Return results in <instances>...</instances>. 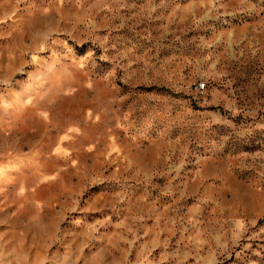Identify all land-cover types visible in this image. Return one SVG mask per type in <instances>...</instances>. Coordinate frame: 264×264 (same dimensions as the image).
<instances>
[{"label": "rangeland", "instance_id": "374dc122", "mask_svg": "<svg viewBox=\"0 0 264 264\" xmlns=\"http://www.w3.org/2000/svg\"><path fill=\"white\" fill-rule=\"evenodd\" d=\"M0 264H264V0H0Z\"/></svg>", "mask_w": 264, "mask_h": 264}, {"label": "built area", "instance_id": "2783aa9c", "mask_svg": "<svg viewBox=\"0 0 264 264\" xmlns=\"http://www.w3.org/2000/svg\"><path fill=\"white\" fill-rule=\"evenodd\" d=\"M204 87V83L203 82H199L197 85H196V90L197 91H202Z\"/></svg>", "mask_w": 264, "mask_h": 264}]
</instances>
